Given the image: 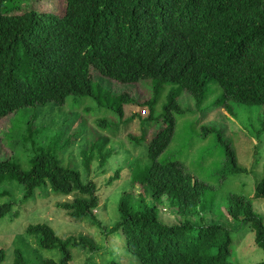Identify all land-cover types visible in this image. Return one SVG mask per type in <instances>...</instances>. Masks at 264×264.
Listing matches in <instances>:
<instances>
[{"label":"trees","instance_id":"obj_1","mask_svg":"<svg viewBox=\"0 0 264 264\" xmlns=\"http://www.w3.org/2000/svg\"><path fill=\"white\" fill-rule=\"evenodd\" d=\"M34 1L0 0L1 125L8 129L7 117L22 108L62 107L72 95L80 96L74 98L80 106L91 97L98 106L113 109L122 117L124 104L135 100L127 93L113 94L96 82L92 74L96 69L124 84L149 79L153 95L145 102L149 115L142 123L146 127V123L156 126L162 121L164 126L149 139L143 127L140 136L130 135V141L145 145L144 153L129 171L117 168L102 182L113 186L126 179L133 189L138 188L137 195L121 193L118 219L108 228L97 217L101 203L98 183L92 179L84 182L79 169L63 163L62 155L73 145L74 137H79L78 130L72 129L74 122L70 132L46 130L35 125L36 111L18 139L30 145L25 151L32 154L24 162L15 152L0 156V197H11L0 202V217L17 215L12 211L15 200L5 184L18 185L23 202L38 189L66 195L77 192L61 207L75 219L90 217L107 239L117 234L126 252L134 256L124 263L233 264V228L216 216L206 218L207 212L213 214L217 201L213 186L187 172L183 163L159 161V156L174 134L176 113H184L178 100L182 91L201 106L210 83L221 89L213 107L222 106L230 114L229 100L262 107L257 132H264V0L41 1V7L50 2L49 8H42L48 10H40V0ZM58 6H62L61 12ZM168 86L161 113L155 116L159 96ZM83 109L90 112L93 108L88 105ZM96 122L106 125L105 119ZM202 128L213 130L206 125ZM110 141L107 135L98 136L81 150L87 173L94 161L103 168L111 157ZM225 154L227 171L241 172L237 155L228 144ZM258 198L264 200V162L253 195L231 193L225 209L229 219L238 221V229L254 232L257 246L264 250V212L259 213L253 202ZM162 205L172 213V221ZM27 231L38 236L42 249L60 253L59 259L42 257L35 264H69L72 247L87 246L96 252L104 246L84 235L61 238L47 223L30 224ZM5 257L1 248L0 264ZM94 260L92 253L85 264ZM11 264H28L19 247L14 249ZM107 264L123 263L113 256ZM254 264H264V258Z\"/></svg>","mask_w":264,"mask_h":264},{"label":"rangeland","instance_id":"obj_2","mask_svg":"<svg viewBox=\"0 0 264 264\" xmlns=\"http://www.w3.org/2000/svg\"><path fill=\"white\" fill-rule=\"evenodd\" d=\"M41 1L43 0L38 3V8L48 10L42 8H49L50 2L48 4L42 3L41 7ZM56 9L61 12L62 6ZM92 74L96 82H100L104 88L113 94L127 93L135 100L134 103L124 104L122 117L113 109L98 106L92 102L91 97H87L83 105L80 106L74 99H79L80 96L73 95L67 98L62 107L48 104L40 107L39 111L35 107H25L7 117L8 129L0 124V156H9L15 152L16 158L24 162L32 154L30 151H25L30 145L25 146L18 139L27 126L28 119L36 111L39 115L35 120V125L45 127L46 130L63 129L67 132L72 129L78 130L79 137H74L73 145L62 155L63 163H70L79 169L84 182L92 179L98 183L101 203L97 208V217L109 228L118 219L117 204L121 193L132 191L137 195L138 188L133 189L126 179L115 181L113 186L103 185L102 182L112 175L117 168L126 172L129 171L140 153H144L145 145L143 143L136 144L135 140L130 141V135H139L143 127L148 132L147 138L149 139L164 124L161 121L156 126L154 123H146V127L143 126L142 120L149 115L145 102L153 95L149 79H141L135 84H124L102 75L96 69H92ZM169 89V86L165 87L160 94L155 116L161 113ZM207 89L206 99L201 106H196L193 97L185 90L182 91L178 100L184 113L183 115L176 113L174 134L168 147L160 154L159 161L168 159L179 161L183 163L187 172H191L192 175L213 186V190L217 193V201L213 214L207 212L206 218L216 216L218 221L227 226L231 225L233 228L230 255L233 264H254L264 258V250L257 246L254 232L252 230L244 231V228L238 229L236 226L238 221L233 222L229 219L225 209L226 201L231 193L245 192L253 195L254 183L262 175L264 132L259 134L257 132L260 127L259 115L262 107L229 100L233 112L230 114L222 106L213 107L214 102L221 95V89L216 90L213 83H210ZM88 105L93 108L90 112L83 109ZM113 106L116 107L117 105L114 104ZM142 109H146L147 113L142 114ZM96 119H105L106 125H97ZM72 122L74 123L71 129ZM203 125L213 130L205 132L202 128ZM103 135L111 138L107 147L110 149L111 157L108 158L103 168H99V161H94L91 173H87L82 166L81 150L90 145L95 138ZM227 144L237 155L241 168L239 173L228 172L224 164ZM23 164L25 168H28L25 163ZM104 170H106L105 174L102 172ZM125 171L122 173L125 174ZM3 187L11 191L12 198L15 200L12 211L16 212L17 215L9 214L0 217V249L4 248L6 251L5 260L1 264L13 262L16 247L22 249L28 264L38 263L42 257L60 258L58 251L42 249L39 245L38 236L27 231L30 224L36 223L49 224L61 238L70 235H84L98 245L104 243L103 249L100 247L96 252L87 246L72 247V260L69 264H85L92 253H94L96 260L91 264H107V261L113 256H118L123 264H127L124 261L134 259V256L127 253L123 248L117 234L107 239L106 234H103L102 229L96 226L90 217L75 219L61 207L62 203L72 201L78 194L77 192L66 195L61 192L51 190L47 192L38 189L34 196L23 202L20 201L22 191L18 185L5 184ZM10 198L8 196L0 197V202ZM253 202L255 209L259 213H263L264 200L258 198L254 199ZM161 207L167 219L172 221L174 218L172 213H168L165 205Z\"/></svg>","mask_w":264,"mask_h":264},{"label":"built area","instance_id":"obj_3","mask_svg":"<svg viewBox=\"0 0 264 264\" xmlns=\"http://www.w3.org/2000/svg\"><path fill=\"white\" fill-rule=\"evenodd\" d=\"M141 111H142V114L147 113L146 109H142Z\"/></svg>","mask_w":264,"mask_h":264},{"label":"clouds","instance_id":"obj_4","mask_svg":"<svg viewBox=\"0 0 264 264\" xmlns=\"http://www.w3.org/2000/svg\"><path fill=\"white\" fill-rule=\"evenodd\" d=\"M147 110H148V108H147Z\"/></svg>","mask_w":264,"mask_h":264}]
</instances>
